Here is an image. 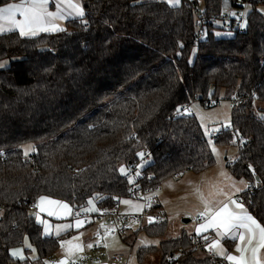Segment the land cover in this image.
I'll list each match as a JSON object with an SVG mask.
<instances>
[{"label": "trees", "instance_id": "1", "mask_svg": "<svg viewBox=\"0 0 264 264\" xmlns=\"http://www.w3.org/2000/svg\"><path fill=\"white\" fill-rule=\"evenodd\" d=\"M202 1L209 21L198 42L199 0H83L84 17L67 21L64 31L0 34V264H46L60 249L66 235L46 236L27 211L41 196L78 211L89 200L100 210L116 206L134 184L119 168L141 164L138 152L151 154L140 172L147 192L175 174L214 166L198 118L179 112L221 91L228 100L245 94L215 143L237 140L230 169L251 184L239 197L264 226V109L256 108L264 104V17L256 7L264 0L251 1L244 28L230 38L217 36L226 30L219 19L247 0ZM5 2L20 0H0V7ZM29 143L37 146L26 157ZM168 228L167 221L144 223L138 232L162 238ZM25 239L37 258H29L31 249L25 260L12 257ZM193 247L183 231L138 248L135 258L143 264L159 253L160 264H221Z\"/></svg>", "mask_w": 264, "mask_h": 264}, {"label": "snow or ice", "instance_id": "2", "mask_svg": "<svg viewBox=\"0 0 264 264\" xmlns=\"http://www.w3.org/2000/svg\"><path fill=\"white\" fill-rule=\"evenodd\" d=\"M168 2L175 6L179 3V0H168ZM49 5L50 0H20L19 3L5 2L3 6L0 7V33L18 31L21 37H34L41 32L64 31L65 29L60 27L59 21L65 20L70 16L83 18L85 15L83 7L79 3L74 2V0H56L54 11L50 10ZM230 15L235 16L236 13L233 12L230 13ZM84 23L86 25L87 21L84 20ZM185 111L187 112L188 110L185 109ZM201 120L203 121V117H201ZM211 131H216V129H212ZM205 135L209 136L207 142L211 146L212 152L218 156V150L207 128H205ZM29 151H35V149L31 145H28L24 148V155L27 156ZM137 156L141 158L142 162L145 158V153L138 152ZM142 166V163L138 164L137 169ZM119 171L122 175L128 177V182L130 184L135 182L134 177L140 176L141 174L139 170L131 174L130 170H126L125 166H121ZM221 175H224V173H221ZM240 183L245 187L248 186L243 180H241ZM232 187L235 188L237 192L241 190L236 187L235 182H233ZM220 194L224 195L226 199L223 201H215L214 203L204 200V210L198 213V217L204 218V222L198 224L196 227L195 231L197 235L209 229H214L216 235L219 237L228 236L240 242L247 240L246 246H237L236 251L240 253L239 256L227 254L220 246L219 240H214L212 243L208 244V248L210 251L215 249L217 255L226 257L231 264H264V256L260 255L261 249H264V226L247 213L242 203L232 199L231 195L222 192V190H220ZM145 199L149 200V205L147 206H150L151 197L149 196ZM121 202L128 205L132 211L136 212L141 211L142 208L145 207L143 204L133 203V201L127 199ZM88 203L91 205L92 201L89 200ZM45 205H48V207L45 208ZM36 206L39 207L41 211H47L49 216L71 214V209L68 204L60 200L51 199L47 196H41ZM91 210L94 209H85V211ZM37 219H40L39 216H37ZM153 220V217H148L149 223ZM41 223H44V221H41ZM82 223L83 221L77 220L76 226L79 227ZM65 227L68 226L66 225ZM45 231H48L47 226ZM205 239H207V237H205ZM254 241H256L255 244L253 243ZM64 243L68 245L67 255H71L74 249L80 248L79 244L74 245L72 241ZM88 246L91 247L92 245ZM28 247L31 248V245L28 244ZM32 250L35 251V249ZM12 255L24 259L22 249H14ZM46 264H48V262H46ZM56 264H68V262L67 260H61L56 262Z\"/></svg>", "mask_w": 264, "mask_h": 264}, {"label": "crops", "instance_id": "3", "mask_svg": "<svg viewBox=\"0 0 264 264\" xmlns=\"http://www.w3.org/2000/svg\"><path fill=\"white\" fill-rule=\"evenodd\" d=\"M74 2L79 3L83 7V10H84L83 0H74ZM14 3H19V2H14ZM55 3H56V0H50V5H49L50 10L52 11L55 10V7H54ZM168 4L173 6L170 3ZM180 4H181V0H179V3L176 4L175 6H179ZM236 11L237 10H233V12H236ZM84 13H85V10H84ZM78 18L80 17L70 16L65 20L59 21L58 23L61 28L65 29L67 21L72 20V19H78ZM56 32H59V31H56ZM4 33H8V32L6 31ZM4 33H0V34H4ZM41 33H45V32H41ZM48 33H55V32H48ZM230 33L231 32L225 30V31L217 32L216 34L218 37L230 38L234 35L233 33L231 34ZM221 93H223L224 98H226L225 91H221ZM216 98H219V96H217ZM235 157L236 158H234V160L232 161H228L227 157L224 158V161L216 159V163L214 166L200 173H194V172L188 171L183 174H178V178H174V176L177 175L175 174L172 177L165 180L158 189L154 190L153 192H150V196L155 197L158 200L159 204L161 205V210L166 216L165 221H167L169 225L168 231L171 232L174 237L178 238L183 231H186L189 234H192V233L197 234L195 231L196 227L198 226V224L203 223L204 221H201L196 224L194 221V218L198 216V213L200 211L204 210V207H205L204 200L212 201L214 203L215 201H223L226 199L224 195L220 194V190H222V192L224 193H228L229 195H231L232 199H235L239 203H242L247 213L252 216L246 204L239 197L240 194L245 192L251 186V184L244 178H236L230 169L231 168L230 163L235 164L239 159L238 145H237V153ZM137 170L138 169L136 167L135 169H132L130 172L131 174H134L135 171ZM221 173H224V175H221ZM241 180L245 181L248 186L245 187L243 184H241L240 183ZM233 182H235L236 187L241 189L240 191L238 192L235 191V188L232 187ZM47 207L48 205H45V208ZM69 208L71 209V214H68V215L62 214L60 216H56V215L49 216L47 211H41V209L39 208V212L35 216H36V219H37V216H39L40 219L39 220L37 219V220L40 223L41 221H44V223H41V224L43 226V232L46 236H55L53 232L54 224L52 223L58 220L62 222L66 221L67 223L71 221V224H72L71 226L72 228L70 230L71 232L66 233L68 236L70 234H73L75 232V229H80V228L87 226L86 224L87 220L81 217H73L74 209L71 208V206H69ZM185 216H190L191 219ZM176 217H181L182 223L184 225H187L188 223H192V226H190L189 228L184 225H182L183 227L178 226V225H174V226L170 225L169 221L171 219L175 220ZM184 219H189V222L184 223L183 222ZM77 220L83 221V223L79 227L76 226ZM46 226L48 227L47 232L45 231ZM141 235L143 234L138 233V235L134 237L137 239ZM200 236L207 237L209 244L212 243L214 240H219L220 246L225 250L227 254L236 255V256H239L240 254L239 252L236 251L237 246L244 247L247 245V240H245L244 242H240L239 240H234L228 236L219 237L216 235V232L214 229H209L208 231L202 232ZM55 237H58V236H55ZM127 238H129V236ZM253 243L255 244L256 241H254ZM134 247H135V243L132 245L129 252L127 250L126 252L124 251L109 252L108 251V253L110 255L114 253H123L126 260L137 263L136 258H135V252L137 249H134ZM213 254L221 262L226 263V264H231V262L228 261L226 257L217 255L215 249H213ZM260 255L264 256V249H261ZM53 257L56 258L55 255H53ZM86 259H90V258H86ZM68 264H74V263H68Z\"/></svg>", "mask_w": 264, "mask_h": 264}, {"label": "rangeland", "instance_id": "4", "mask_svg": "<svg viewBox=\"0 0 264 264\" xmlns=\"http://www.w3.org/2000/svg\"><path fill=\"white\" fill-rule=\"evenodd\" d=\"M142 1H153V0H142ZM159 1H165L166 3H169L168 0H159ZM192 1V0H190ZM252 0H248L247 4L244 5L243 8H239L238 10H244L246 13L250 11L253 8V5L251 4ZM199 5L201 8H204V3L202 0H199ZM257 9L258 11L263 15L264 17V3H259L257 4ZM237 10V9H236ZM233 13V11H231ZM221 24V23H220ZM231 34V33H230ZM196 51L194 52L193 58L196 57ZM6 63L3 64L5 66ZM237 94H234L235 96ZM219 98L221 99V102L218 106L215 108H208L207 106L201 104L199 101H193L191 103L190 109L186 112L187 115H196L202 128L205 133V128H207L210 133H211V138L214 141L215 147L218 150L219 155L216 156V159L218 160H223L224 158L227 157L228 161L234 160L236 158V153H237V140L234 141L233 145L230 146H219L215 143V138L217 134H219L222 130L227 129L231 125V113H232V105L231 101L228 99L224 98L223 93L218 94ZM232 96V97H233ZM231 97V98H232ZM256 108L264 109V104L261 102L256 103ZM262 113V112H261ZM201 117H203V121L201 120ZM212 129H216V131H211ZM206 136V135H205ZM207 140L209 139V136H206ZM28 145H31L34 149H36L37 144L35 143H29L24 145V148L27 147ZM227 151V152H226ZM34 151H29L28 155L26 157H29L31 154H33ZM143 166L139 168L138 170L141 172ZM127 170V169H126ZM131 200L133 203H139L143 204V201L129 197V196H124L123 198L120 199L118 207L120 212L123 215H136L140 214L143 211V208L141 211L136 212L132 211L128 205L123 204L121 201L123 200ZM92 204H88V206L85 209L92 208L94 210L91 211H85V209H82L80 211L81 215H88L89 218L87 219V226L80 228V229H75V232L73 234H70L69 236H66L61 244L60 249L56 252L55 256L58 259L61 260H67L68 263H80L85 260L86 258H94L97 257L98 255V250L97 249H102L103 251H109V252H115V251H124L128 252L131 249V246L135 243L134 249H138L140 247H147V246H158L160 242L163 240H169V239H175L172 235L171 232H167V234L162 237V238H150L146 236L145 234L141 235L139 238H135L134 236L138 235V228L139 225L133 224L130 225V228L127 230L126 235H120L119 233L113 234L112 230L116 228H112L111 225L107 222V220L98 218V214H100V209L98 208L96 202L93 200ZM4 216V211L0 209V217ZM187 218H190V216H185ZM191 219V218H190ZM176 220V221H175ZM175 220H170V225H178L182 226L184 225L182 223V218L181 217H176ZM175 221V222H174ZM174 222V223H172ZM53 232L55 236L62 237L67 235V232H71V221L68 223L66 221L62 222L60 220L53 222ZM68 227H65V226ZM52 226V225H51ZM190 228L192 226V223H188L187 225H184ZM183 227V226H182ZM77 228V227H76ZM188 229V228H187ZM127 238V241L124 242L123 238ZM76 238V239H73ZM67 241H72V243L79 244L80 248L79 249H74L71 255H67V249L68 245L64 242ZM29 241L27 239L24 240V243L20 246H16L13 249H11V255L12 251L14 249H22L23 250V256L24 259L28 258L26 254V249H31V253L29 255L30 259H35L37 258V253L36 250L33 251L32 249L34 248H29L28 247ZM132 244V245H131ZM88 245H92L89 247ZM13 258L17 260H24L20 259L18 256H13ZM144 264H160L161 261V255L159 253L150 255L146 258Z\"/></svg>", "mask_w": 264, "mask_h": 264}, {"label": "built area", "instance_id": "5", "mask_svg": "<svg viewBox=\"0 0 264 264\" xmlns=\"http://www.w3.org/2000/svg\"><path fill=\"white\" fill-rule=\"evenodd\" d=\"M248 1V0H247ZM247 1H240V7L244 9V5L247 4ZM238 8V9H239ZM234 13H236L235 16L230 15L232 13L231 11L223 14L220 17V22L221 24L225 27L226 31H229L231 33H234L235 30L239 29L242 30L245 26L246 23V12L244 10H238ZM193 12L196 17V23H197V42L203 38L205 34V25L208 23V18L204 14V8H201L199 4H195L193 7ZM245 96L243 92L233 96L229 100L231 101L232 108H235L240 105L241 99ZM253 96L257 97L258 94L256 91L253 92ZM193 101H198V100H192ZM191 102V103H192ZM221 102L220 98H209L206 100L205 105L208 108H215L218 106ZM191 103L186 104L179 112L180 115H187L185 109L189 110L191 107ZM218 136V135H217ZM216 136V138H217ZM215 138V139H216ZM145 153V158L141 163H144L148 161L151 157V154L149 151H144ZM234 163H230V167H232ZM174 178H178V174L174 176ZM135 182L134 184L129 188L128 195L129 197L138 199L143 201L145 207H143V211L140 214L136 215H123L119 211L118 204L113 207H104L100 210V214H98V218H102L107 220V222L111 225L112 228H116L112 230L113 234L119 233L120 235H126L127 230L130 228V225L137 224V225H142L144 223H149L148 217L151 216L154 218V220L151 223L154 224H162L166 220L165 214L161 210V205L159 204L158 200L155 197L150 196V192H147L144 187L142 186L140 182V176H137L134 178ZM151 197L150 200V206L149 205V200L145 199L146 197ZM38 203H33L28 207V212L31 214H38L39 212V207H37ZM73 217H81L83 219H88V215H81L80 211L74 209L73 210ZM195 223H199L201 221H204V218H200L196 216L194 218ZM191 239L193 241V250L198 253L202 254L204 256L210 257L214 260H217L221 264L220 260H218L214 254L213 250H209L208 248V239H205L204 236L197 235L195 233L190 234ZM98 250V255L97 257L90 258V259H85L80 263L76 264H138L134 263L131 261H128L125 259V256L123 253H114L110 255L107 251H103L102 249H97ZM49 264H56V262L61 261V259L54 258L53 256L49 257L48 259Z\"/></svg>", "mask_w": 264, "mask_h": 264}, {"label": "water", "instance_id": "6", "mask_svg": "<svg viewBox=\"0 0 264 264\" xmlns=\"http://www.w3.org/2000/svg\"><path fill=\"white\" fill-rule=\"evenodd\" d=\"M255 178H256V182H257V184H260V183H261V180H260L259 176H256ZM183 222H184V223H188V222H189V219H184Z\"/></svg>", "mask_w": 264, "mask_h": 264}]
</instances>
